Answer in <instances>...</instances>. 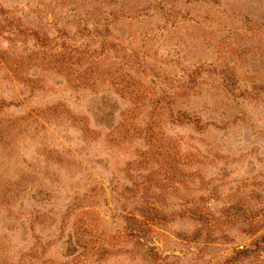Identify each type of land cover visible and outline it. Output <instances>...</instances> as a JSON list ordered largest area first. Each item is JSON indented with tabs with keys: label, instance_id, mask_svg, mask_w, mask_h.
<instances>
[{
	"label": "rangeland",
	"instance_id": "rangeland-1",
	"mask_svg": "<svg viewBox=\"0 0 264 264\" xmlns=\"http://www.w3.org/2000/svg\"><path fill=\"white\" fill-rule=\"evenodd\" d=\"M0 264H264V0H0Z\"/></svg>",
	"mask_w": 264,
	"mask_h": 264
}]
</instances>
